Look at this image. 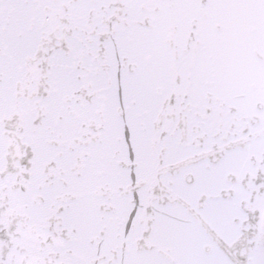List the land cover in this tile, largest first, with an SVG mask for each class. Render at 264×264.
<instances>
[{
    "label": "snow or ice",
    "instance_id": "1",
    "mask_svg": "<svg viewBox=\"0 0 264 264\" xmlns=\"http://www.w3.org/2000/svg\"><path fill=\"white\" fill-rule=\"evenodd\" d=\"M0 264H264V0H0Z\"/></svg>",
    "mask_w": 264,
    "mask_h": 264
}]
</instances>
